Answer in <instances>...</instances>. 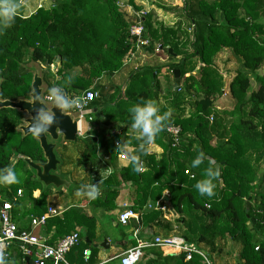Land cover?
I'll return each mask as SVG.
<instances>
[{
	"label": "trees",
	"instance_id": "16d2710c",
	"mask_svg": "<svg viewBox=\"0 0 264 264\" xmlns=\"http://www.w3.org/2000/svg\"><path fill=\"white\" fill-rule=\"evenodd\" d=\"M119 1L51 0V8H38L28 17L17 14L11 26L0 27V100L30 99L33 75L26 63L47 68L58 64V80L48 69L43 73V97L48 96L52 86L61 87L65 94L98 92L90 105L97 109L90 129L76 138L80 143L79 165L87 169L85 182L94 183L99 189L96 199L83 198V202L88 200L93 210L109 212L115 209L120 190L130 188L134 194L132 210L138 214L130 222L131 229L155 224L157 236L181 237L202 250L212 264V255L223 261L231 255L227 245L239 247L235 264H264V71L256 75L264 65V0H184L175 17L180 23L187 21L191 28L186 36L191 37L190 53L182 50L188 39L179 40L180 24L175 30L161 23L153 28L151 18L156 11L166 15L174 13L173 9L151 3L148 11H141L139 18L135 16L134 21L144 26L143 39L149 36L157 41L168 60H176L164 67L169 75L179 71V85L175 87L171 82L163 103L159 99L157 67L131 72L123 91L108 98L105 87L98 84L102 77L122 70L124 60L135 50L129 40L132 22L126 19ZM127 3L134 12L141 13L133 0ZM168 49L172 54H168ZM224 49L241 60L258 86L249 91L250 78L237 70L227 88L232 103L219 109L217 102L224 93V81L214 66V57ZM153 50L151 44L146 52ZM74 70L78 75L69 82ZM147 100L156 103L159 114L170 113L152 143L162 149L159 158L150 153L149 145H145L146 153L140 151V133L124 128L131 127L129 109ZM24 118L17 110L0 109V169L13 168L20 180L15 184L0 183V204L12 205L16 225L26 214L18 211L23 199L29 205L30 217H35L46 212L48 197L52 195V190L37 180L24 161L28 158L34 163L45 162L34 136H23L18 130ZM169 127L178 129L176 142L166 131ZM124 147L132 149L131 160L126 167H119L117 160ZM199 153L204 154V159L192 168L191 161ZM206 157L219 165L220 178L213 179L211 197L201 196L195 188L197 181L207 178ZM37 191L39 196L34 197ZM164 193L172 210L170 219L146 208ZM80 212L68 208L52 217L63 237L76 227L86 226V239L79 232V243L67 254L76 255L74 264H86L85 249L93 254L95 251L90 246L95 237L93 215ZM47 224L50 226V220ZM153 236L139 233L141 240H152ZM144 251L138 264H205L196 255L186 261L183 255H172L168 249L154 247ZM6 260L8 264H25L16 248Z\"/></svg>",
	"mask_w": 264,
	"mask_h": 264
},
{
	"label": "rangeland",
	"instance_id": "374dc122",
	"mask_svg": "<svg viewBox=\"0 0 264 264\" xmlns=\"http://www.w3.org/2000/svg\"><path fill=\"white\" fill-rule=\"evenodd\" d=\"M38 1L39 0H31L30 2L31 4L36 5ZM127 2L128 0H120L119 1L121 5L120 8L124 11L126 19L132 22V26H133L136 24L134 19L136 16L135 14L137 12H134L131 5H129ZM133 2L136 6L140 7L141 9L140 12L143 11L144 13L148 11L151 3L159 4L161 6H164L167 9L168 8L173 9L175 11L174 13L166 14V15H163L159 11H156L155 15H153V17L151 18V21L153 23V28H156V26L161 23L163 26L168 27V28H173L175 30V26L180 24L182 32L178 34V36H180L179 40L185 41L188 39V45H186V47H184V49L182 50H184V53L191 52L192 50L190 47L191 37H189V35H188V38L186 37L187 34L191 32V28L188 27L187 21L180 20L181 21L180 23L178 22V19L175 17V15L177 16L176 12L179 13V11L182 9L184 5V0H133ZM16 3L19 5L18 10H17L18 13H21L23 12V10H25V9H22L23 8L21 7L22 5L24 6L30 5L29 0L26 2L25 0H16ZM52 6L53 5L51 4V0H41L39 4L37 5V9L41 7L51 8ZM146 38L149 41V45L153 44L154 50L156 47H160L157 41L156 42L152 41V39L149 36H147ZM134 49L135 50L130 55H128L126 59L124 60L123 68L126 70L129 69L128 71L129 73H125V74H130L131 72L137 69H140L142 67H146V66L148 67L153 66V67H157L161 69L164 66L163 64H166V63L173 64L176 62V60L169 61V62L167 61L162 62L164 55L166 56L165 52L163 51L161 53L153 52L154 55H151L150 52H146L147 47H139L135 45ZM54 65H51L49 66V68H47L45 65L39 64V63L38 64L26 63V67L32 71L33 76L37 74L40 78H42L43 73L48 69L50 70L49 72L52 73L51 76L54 77L56 75L54 78L58 80L60 78L59 77L60 74L57 73V70L56 68H54ZM214 66L218 70L219 74L222 75L223 81H224V90H223L224 93L221 97H219L218 102H217V106L219 109L228 108L230 104L232 103L231 98L227 93V88H228V84L235 76V73L237 70H239L240 73H245L250 78V90L249 91L255 90L258 86V83L253 78L254 75L247 74L248 71H246L242 67L241 60L236 58L233 55L232 51L229 49H224L223 51L218 53L216 57H214ZM263 71H264V65L257 71L256 75L257 76L262 75ZM164 73H167L168 77L164 76V78L159 79L160 103H163L165 100V97H167L166 88L171 85V82L174 83L173 75L172 74L169 75L170 73L168 72V70L167 72H164ZM119 74H121V72H119ZM159 74H162V73H159ZM122 78L123 79H120L121 81L119 82L120 86L123 85V83L126 84L127 78L126 77H122ZM32 81H33V78H32ZM103 82L105 83V85L109 86L108 80L106 78L103 80ZM41 89H42V97H43V93L46 90V83L43 80H42ZM106 97L108 98V95H106ZM64 112L69 113L72 119H75L76 113L72 109L69 112L68 111L67 112L64 111ZM85 121H86V118H85ZM85 121L82 122V133L83 134H87ZM78 143L79 141H77L76 139L74 142H68V143H63L62 140H59V142L56 144L55 155L60 162V166H63V168L61 167L60 174L58 173V175L64 179H68L72 185H70L69 188L62 187V188L56 189L57 192L53 193L52 196H49L48 203L53 206H56V205L60 206L62 213L64 210L69 208L70 210L78 211V212L81 211L83 214H86V210L81 209L82 208L81 201H83V198L86 199L87 197L83 195L81 196L76 195L77 189L80 188L82 184L86 183L85 177H86V172H87V169H83L79 165L78 158L80 155V145H78ZM214 144L215 142L212 143V145ZM62 158L64 159V161H62ZM33 196L38 197L39 191L34 192ZM26 203H27L26 199H23L18 208L19 209L18 211L20 214L26 213L25 216L29 218L32 213H30L29 205H26ZM112 220L113 218H111L108 215H104L100 217L98 220H96V224H95V226H97L96 231L99 233H102L103 236H108L112 239H115V237H117V235L119 234L120 230H122V228L120 226H115ZM39 230L40 228L36 229L34 232L35 233L34 235L38 236L40 232ZM86 231H87L86 226L81 225L80 232H81V236L83 237V240L86 239ZM226 249H228L231 252V255L225 257L224 261L218 260L216 255H212V260H214L215 264H235L234 258L236 254L238 253L239 247L237 245L233 247H231L230 245H227Z\"/></svg>",
	"mask_w": 264,
	"mask_h": 264
},
{
	"label": "built area",
	"instance_id": "2783aa9c",
	"mask_svg": "<svg viewBox=\"0 0 264 264\" xmlns=\"http://www.w3.org/2000/svg\"><path fill=\"white\" fill-rule=\"evenodd\" d=\"M143 14H135L138 18ZM144 26L140 22H136L135 25L129 29V40L136 37L135 45L139 47H148V39H143ZM132 42V41H131ZM161 47H156L154 52H159ZM69 98H83L82 106L79 108H73L76 113L75 119L79 123V137L82 134V122L86 118V131L90 129V123L92 121V111L90 108L91 103L98 97L97 92L88 90L79 94L67 93ZM44 103L49 105L51 102L44 97ZM168 134L173 138L174 142L177 141L178 129L175 127H169ZM119 146V144H116ZM120 159H126V156L121 152L118 156ZM141 172L142 169H139ZM187 173V172H186ZM21 191L17 192L18 196H21ZM167 193H164L162 198L148 203L146 208L148 210H155L162 213L165 219L172 217V210L166 201ZM12 205L8 202L0 204V254H3L5 259L10 256V248L16 247L23 258H28L30 264H70L66 258L67 254L79 243V231L75 230L62 239H60L55 245H49L47 240L42 237L34 235L30 230H19L16 224L12 220ZM61 213L60 207L48 206L46 212L40 216L31 217L29 224L33 230L38 227L45 226L47 220L51 216H58ZM136 218L135 213L130 207L124 206L123 211L118 214V223L121 226H127L130 219ZM162 248L168 249L174 255H183L185 260L188 261L192 256L196 255L204 261L205 264H212L205 253L200 250L194 244L185 242L181 237L169 235V236H156L150 241H143L136 239V245L127 249L124 253L118 256L120 264H138L144 254V250L148 248ZM257 250V248L255 249ZM86 253H84V259L86 260Z\"/></svg>",
	"mask_w": 264,
	"mask_h": 264
},
{
	"label": "clouds",
	"instance_id": "9594fccd",
	"mask_svg": "<svg viewBox=\"0 0 264 264\" xmlns=\"http://www.w3.org/2000/svg\"><path fill=\"white\" fill-rule=\"evenodd\" d=\"M19 5L16 0H0V27H9L15 21ZM162 51V50H161ZM154 52V51H153ZM72 80V76L68 77V81ZM35 90H33V96H38ZM47 99L59 109L60 112L71 110L73 108H79L82 106L83 98H69L65 94L64 90L59 86H52L48 89ZM131 116V128L137 130L140 133V139L143 141L139 145V150L147 152L145 145H151L154 142L155 137L164 129L165 121L170 116L169 112H165L163 115L159 114V108L154 101L147 100L142 103L134 104L130 109ZM56 113L49 112L45 108L38 110L34 120L28 127L34 136L40 137L44 133L49 131L57 121L54 119ZM204 159V154L199 153L195 159L191 161V167L196 168L201 165ZM214 161L209 160V166L206 170V179H201L195 184L196 190L201 196L211 197L214 195L215 184L213 179L218 176V170L213 168ZM102 176L106 174L102 173ZM18 174L16 170L11 167L0 169V183L2 184H15L19 183ZM77 196H86L90 200H94L99 195V189L94 183L82 184L76 191ZM0 264H8L3 254H0Z\"/></svg>",
	"mask_w": 264,
	"mask_h": 264
},
{
	"label": "crops",
	"instance_id": "0c3cea01",
	"mask_svg": "<svg viewBox=\"0 0 264 264\" xmlns=\"http://www.w3.org/2000/svg\"><path fill=\"white\" fill-rule=\"evenodd\" d=\"M26 1H28V0H25V2ZM30 1L31 0H29V4L30 5H25V6L22 5L21 6V7H23L22 9H25V10H23V12H21V13L17 12V14L19 16L28 17L31 14H33L35 12V10L37 9V5L39 4V2L41 0H39L38 3H36V5L35 4L34 5L31 4ZM150 53H152V55H154V53L152 51ZM166 61L169 62L168 56L164 55V58L162 59V62H166ZM166 64H163V65L165 66ZM164 66L159 70V72L157 74L158 81H159L160 78L161 79L164 78V76L168 77V74L164 73V72H167V69ZM58 67H59L58 64L54 65V68H56V70L58 69ZM163 70H164V72H163ZM128 71H129V69L126 70V69L122 68V70L119 71V72H121V74H119V72H118V73H115V74H113L111 76H104L98 81V84L105 87L108 96L109 95L113 96V94H116L119 91H121V92L123 91V89L126 86V84L123 83V85L120 86L119 82L121 81L120 79H123L122 77H126L127 78L126 79V83H127V81L131 77V74H125V73H129ZM72 73L73 74H70L71 76L78 75V74H75V73H77V70H74ZM159 73H162V74H159ZM105 78L108 80V83H109L108 85L109 86L105 85V83L103 82V80ZM159 84H160V82H159ZM119 88L121 90H119ZM97 94H98V92H97ZM91 111H92V114L97 113V109H95V108H92ZM124 128H126L127 130H130V131H137V130L132 129L131 127L124 126ZM148 148H149L150 153L155 154L157 158L160 157V155L162 153V149L158 145L151 144V145L148 146ZM131 150L132 149L130 147H124V149L122 150V153L126 156V159H121V158L119 159L118 158L117 164H118L119 167H126L128 165L129 161L131 160V159H128L129 156L131 158V155H130ZM127 155H128V157H127ZM58 173L60 174V170H57L56 175H58ZM50 189L52 190V194L57 192V190H55L53 187H50ZM133 199H134V194H133V192H132V190L130 188L121 189L120 192H119L118 197L116 198V200L114 202L115 209L111 210L109 212H104V211H101V210H93L92 208H90L88 200L86 202L81 201L82 202V204H81L82 208L81 209L86 210V214L88 216H92L93 215V219H94L93 221H94L95 237H94V240L90 243L91 248H93L92 246L94 244H100L103 240H106L108 242V246H109L108 249L95 248L94 254L91 252L90 249H85L83 252L86 253V255H87L86 257L87 258L85 260L84 257H83L84 263H86V264H120L118 256H120L122 253H124L127 249L134 247L136 245V239L141 240V239H139V233L141 231H142L143 234H147L149 236L152 235V234L154 235L153 237L157 236V234H156L157 230H156V227L154 226L155 224L153 226L151 225L150 227L143 228V229H140V230H133V229H131L130 222L132 220H136V218L130 219L127 226H121L118 223V219H117L118 214L121 211H123L124 206L130 207L132 209ZM48 206H50V207H60V206H57V205L56 206L50 205L48 203V200H47L46 207H48ZM61 214H62V211H61V213L58 216H60ZM104 215H108L111 218H113V220H112L113 224L115 226H120L122 228V230H120L119 234L117 235V237H115V239H112V238H110L108 236H103L102 233H99V232L96 231V228H97V226H95L96 220H98L100 217H102ZM52 217H54V216H51L47 220V222H49V220H50V226L46 222L45 226L38 227V228H40V230H39L40 232H39L38 237L45 238L47 240V242H50V245L56 244L63 237V235H61V233H58V231L56 230V228L54 226V221L52 220L53 219ZM55 217H57V216H55ZM137 217H138V214H137ZM29 221H30V219L27 216H24V217H22L21 223L17 224L16 226L20 227L21 229L22 228H28V229H23V230H30L33 234H35L34 232L38 228H35V229L32 230L30 228ZM74 230H78L80 232V227H76ZM158 236H163V235L159 234ZM150 240H143V241H150ZM15 248L16 247H13V246L10 248V253L11 254H14ZM172 255H174V254H172ZM75 259H76V255L73 254V253H71L69 256H67V260H68V262L70 264H74L72 262H74ZM88 261H89V263H88Z\"/></svg>",
	"mask_w": 264,
	"mask_h": 264
},
{
	"label": "water",
	"instance_id": "95a60500",
	"mask_svg": "<svg viewBox=\"0 0 264 264\" xmlns=\"http://www.w3.org/2000/svg\"><path fill=\"white\" fill-rule=\"evenodd\" d=\"M136 38H132V44H134ZM160 50L158 53H161ZM168 54H172L171 49H168ZM173 78H174V85L178 87L179 85V78L180 74L179 71H173ZM42 79L35 74L33 76V81L31 83V92L29 94V100H18V101H9V100H0V109L3 108H10L17 110L25 115L23 123L21 126L18 127V130L26 136L28 134H32L28 131V127L31 123V120L37 115V112L41 108L47 109L49 112L56 113L54 119L57 121L49 131L44 133L40 137L34 136V138L39 142V146L43 152V156L45 158L44 163H34L28 158H24V161L28 165V167L34 172L35 177L37 180L45 187L50 188L53 187L55 190L59 188H69L71 183L58 175L56 172L60 165L59 160L55 155L56 144L59 140H62L64 143L74 142L77 137H79V123L76 119H72L69 113L60 112L59 109L55 108L52 103L50 105H46L44 103V98L42 97ZM177 89V88H176ZM33 90L39 93L38 96H33ZM126 154V153H125ZM128 157V155H127ZM128 159H131L130 156ZM209 161H214L210 157H206ZM215 170L219 171V165L215 163L213 164ZM220 178V174H218ZM249 207V203H247V208ZM95 248H102L108 249V242L103 240L100 244H94L92 246ZM25 264H29V259L25 258Z\"/></svg>",
	"mask_w": 264,
	"mask_h": 264
}]
</instances>
